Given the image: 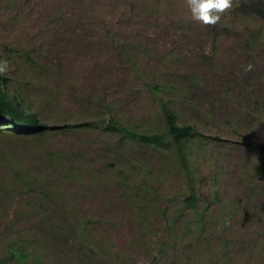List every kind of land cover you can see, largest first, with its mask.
Returning <instances> with one entry per match:
<instances>
[{"label":"rangeland","instance_id":"rangeland-1","mask_svg":"<svg viewBox=\"0 0 264 264\" xmlns=\"http://www.w3.org/2000/svg\"><path fill=\"white\" fill-rule=\"evenodd\" d=\"M237 1L208 26L187 0H0L9 91L50 126L91 122L0 135V175L21 161L41 186L0 195V264H16L11 249L41 254L28 264H264V154L247 141L264 144V22ZM152 81L208 136L190 171L171 147L105 129L163 128ZM189 174L201 228L183 202Z\"/></svg>","mask_w":264,"mask_h":264},{"label":"trees","instance_id":"trees-1","mask_svg":"<svg viewBox=\"0 0 264 264\" xmlns=\"http://www.w3.org/2000/svg\"><path fill=\"white\" fill-rule=\"evenodd\" d=\"M235 12L241 15H255L259 20L264 22V0H238L234 5ZM249 40H247L248 42ZM7 77L0 73V122L8 123L7 126L0 127V135L6 137V140L15 136L36 137L48 130L62 129L67 130L74 126H90L91 122H80L76 124H65L59 126H50L38 119L36 113L28 109L27 105L19 101L7 87ZM148 87L157 95L160 114L163 118V128L158 130H142L130 126L113 118L106 124L105 129L119 133L137 142L151 144L153 146L168 147L174 151L178 164L186 169L192 164L193 147L196 142H201L205 135L197 124L182 118L180 110L172 104L171 95L168 86L164 82H148ZM106 119L102 121V124ZM248 144L264 154V144L258 141L247 139ZM193 145V146H192ZM0 145V149L6 150ZM54 152L46 156L49 164L56 165ZM7 154V153H6ZM44 163V161H42ZM8 177L0 175V195L4 197H13L20 192L34 193L41 191L40 180L31 169L23 166L21 161H10L8 164ZM71 169V168H70ZM190 171L189 169H187ZM44 187V184H41ZM217 196V195H216ZM183 202L186 206L194 208L198 214V226H204V215L201 214V202L198 192L196 179L192 174L188 178V191L184 195ZM79 220H82L79 218ZM83 222L78 221L75 226H71V231L82 246L90 249L92 247L89 238H84ZM11 258H16V264H28L36 255V250L20 249L19 252L11 249L9 253ZM33 255V256H31ZM10 261V262H9ZM11 263V259H4L2 264Z\"/></svg>","mask_w":264,"mask_h":264},{"label":"clouds","instance_id":"clouds-1","mask_svg":"<svg viewBox=\"0 0 264 264\" xmlns=\"http://www.w3.org/2000/svg\"><path fill=\"white\" fill-rule=\"evenodd\" d=\"M187 7L194 21L214 26L231 9L232 0H187ZM7 68L8 62L0 61V73L6 72Z\"/></svg>","mask_w":264,"mask_h":264}]
</instances>
